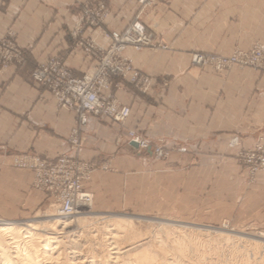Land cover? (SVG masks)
Returning a JSON list of instances; mask_svg holds the SVG:
<instances>
[{"label":"crops","instance_id":"1","mask_svg":"<svg viewBox=\"0 0 264 264\" xmlns=\"http://www.w3.org/2000/svg\"><path fill=\"white\" fill-rule=\"evenodd\" d=\"M86 1L0 0V39L12 35L25 52L23 64L0 70V157L30 153L55 162L71 156L68 138L74 115L59 109L31 73L52 57H60L74 77L89 70L93 58L71 38L81 19L76 3ZM100 1L109 9L103 28L83 29L81 40L104 47L101 30L121 32L138 14L146 25L150 20L158 23L161 40L171 50L124 52L138 71L152 78L151 86L142 94L127 81L114 79L110 93L130 108L123 128L106 117H87L81 160L93 170L84 191L91 194L96 214L161 210L166 199L159 201L161 188L155 178L163 168L186 169L193 159L226 151L235 132L244 149L264 135V72L235 69L217 74L209 68L191 69L190 64L195 50L247 51L253 42L264 41V0H155L141 14L138 0ZM130 130L152 145L186 147L187 152H173L165 163H157L149 151L142 153L130 141ZM105 163L108 168L101 169ZM242 180V188L228 194L230 213L224 221L264 227V172L251 185ZM5 182L4 194H10L5 200L18 191L13 198L21 213L49 202L47 194L32 189L29 173L15 171Z\"/></svg>","mask_w":264,"mask_h":264},{"label":"rangeland","instance_id":"2","mask_svg":"<svg viewBox=\"0 0 264 264\" xmlns=\"http://www.w3.org/2000/svg\"><path fill=\"white\" fill-rule=\"evenodd\" d=\"M154 1L155 0H138L139 5L141 6L139 14H141L142 10L145 7L151 6ZM91 5L95 6L93 8L97 9L102 7L101 10L103 12L101 16L103 21L99 27H92L82 22L84 18L83 10L85 6ZM76 10L78 11V13H80L81 19L74 30L76 28L77 30L78 28H80V32L86 28H103V22L109 15V9L107 5L100 0H89L84 3H76ZM135 23L143 26L145 29V33L151 36L152 46L142 47L140 49H136V47L134 46H127L122 48L121 51L117 52L116 55L119 56L118 58L120 60L122 59L126 61L127 65H129V68H131L134 72L138 73L141 77L148 79L150 81V84L148 88L145 89V87L142 86V83L140 85L138 83L131 82L129 76L122 77L119 75H111V77L108 79L110 86L108 87V89H104L102 91V94L105 97L109 96L110 100L117 102L123 106L127 105H124L123 103L115 99L110 93V87L114 79L127 81L131 86H133L142 94H146L149 91L152 82V78L150 76L141 73L135 68L133 61L130 58L124 56V52L127 49H132L136 52H141L143 50H149L153 52H167L171 50L170 45L164 44L162 42L158 23L155 20H150L149 25H146L139 19V15L137 14V16H135L127 24L124 30ZM124 30L121 32L101 30L107 41L104 47L96 45L91 39H85L83 41L85 44H89L97 49H102L103 53H105L109 51L114 45V42L111 38V33H122L124 32ZM72 32L71 38L73 40L80 41L81 37L78 36L79 34L77 36H72ZM9 36L14 41L13 36L10 34L8 35V37ZM262 45L264 46V41H255L247 51L235 48L224 53H210L202 50L192 51L190 61L191 69L209 68L217 74H223L235 69L239 71L251 69L254 71L264 72V68L256 67L252 64L245 65L243 67H239V65L233 64L226 66L225 68H223V70L220 69L216 64L218 62H226L228 59L232 58L236 52L251 54L255 47ZM91 57L93 58L92 65L84 75L95 73L96 70L98 71L100 68V65H98L96 58L93 55H91ZM198 57H202V60L198 61ZM195 58H197V61H195ZM251 61H254L253 57H250V62ZM84 75L80 78H83ZM99 117L106 116L101 115ZM126 120L123 124H116L123 128ZM84 129L81 132L82 138H84V140L82 148L78 153V160L80 163L89 166L90 169L89 178L83 181L82 185L84 184V182L90 179V174L93 170L92 165L87 164L81 160L82 149L86 141L84 136ZM129 132H131V130L127 131V135ZM133 132L143 140L147 141L144 137L141 136V134L137 133L136 131ZM149 145L150 150H143L138 146L137 148L142 153L149 151L150 158L157 163H165L169 159L170 154L173 152H187L186 147L173 146L167 149L158 145H152L150 143ZM157 149L162 152V156L159 157L156 154L155 151H157ZM70 153L71 156L69 157H73L74 154L71 149ZM16 156L21 155H13L8 159L7 157H0V221L6 223L22 224L29 221L44 222L51 218L66 217L59 214L58 207L53 205V197L51 195L34 187L32 173L25 169H22L21 167H18L15 164V161H17ZM263 159L264 135L254 143V146L252 148L244 149L241 148L240 137L235 132L230 135L227 140L226 151H220L218 154H205L202 159H193L192 164L188 163V167L186 169H178L180 166H166V168H163V170L156 175V186L161 188V193L158 195V199L160 202L166 199V207L162 208L161 210H158L156 208L155 211L146 210L144 212L129 211L115 214H96L92 211L91 201L90 208L85 211L88 213L87 215H85L84 212H79L84 214H80L79 216L77 215L79 213H76L77 216L75 214L67 216H72L73 219H76V217L78 218L88 216L85 218L86 220L84 219L83 222L80 221L79 223V221H73L71 227L68 229L70 231V234L78 237L80 240V244L82 245V248L80 250L82 259L81 257L80 259H85V264H89L88 262H91V259L93 260V262H95V264H110L109 262H116L117 264H136L137 262H139V257L148 255V257L152 258L154 256L152 260L153 264H176L172 262V259H176V251L178 250V247H183L182 249H184V252H187L184 255L189 259V263L264 264V240L256 238L259 234L264 235V227L235 225L234 223H228L227 221H224L230 213V208L228 207L230 199L228 197V194L242 188V177H245L244 181L247 185L253 184L256 181L257 174L264 172V167L261 166ZM107 165L108 164L105 163L100 166V168L107 169ZM195 165H197L198 167V169L196 170L194 169ZM5 171L9 173L6 174ZM15 171L31 174L32 189L47 194L49 196V202L45 203V205H42V207H39L34 211H30L28 214H25L24 212H20L21 206L19 201L13 198L19 196L18 191L15 192V190H13L12 193L15 192V196H13L9 200H5V198L10 195L7 194L5 196L4 194L7 191L6 188L8 187V183L5 182V178L8 176V174H13ZM143 184L146 188L149 187L148 183L144 182ZM232 201L233 199L231 200V202ZM56 215L58 217H56ZM118 216L132 218L133 224L132 229L127 230L128 234L130 233L129 235H127L129 238L127 236L124 237L121 242H118L117 248H124L128 244L135 242L134 250L136 251L138 249L137 251L140 254L139 257H137L138 252L136 251L137 254H135L136 252L133 251L132 254L134 255H131L130 253V255H128L129 257L122 256L120 258L121 260L119 258L116 260L112 259L115 257V255L112 254L114 252V250H112V246L114 245L111 246L108 244L111 241L107 239L109 236L105 232V229L108 227L107 224L109 225L112 218ZM141 246L142 248H144L145 246L146 247L143 250ZM172 248L174 251L172 250ZM165 250L168 252H166V255L164 253ZM142 252H144L146 255ZM163 255L165 257H162ZM190 259L192 261H190ZM134 260H137V262ZM165 261L168 262L165 263Z\"/></svg>","mask_w":264,"mask_h":264},{"label":"built area","instance_id":"3","mask_svg":"<svg viewBox=\"0 0 264 264\" xmlns=\"http://www.w3.org/2000/svg\"><path fill=\"white\" fill-rule=\"evenodd\" d=\"M93 7L95 6H85L82 22L92 27H99L103 21L102 7L99 9ZM79 32L80 28L78 30L76 28L72 32V36H77ZM111 38L114 45L105 53L100 48L85 44L83 40L76 42L77 47L96 58L100 68L95 73L86 74L83 78H76L60 58L53 57L46 62L38 63L31 74L32 80L51 94L59 109H65L74 114V125L68 138L69 147L74 155L73 157L63 156L55 162H48L27 153L16 156L15 164L32 173L34 187L51 195L53 205L60 208L59 212L63 216L74 211L79 212V208H89L92 201L91 195L83 190L82 185V182L89 178L90 168L78 160V153L84 140L81 132L86 126L87 116L99 117L102 115L113 123L123 124L130 114V109L127 106L110 100L109 96H103L102 91L110 86L108 79L111 75L129 76L131 82L140 85L142 83L145 89L150 84L148 79L134 72L126 61L120 60L116 55L127 46H134L136 49L152 46L151 36L145 33L144 27L135 23L122 33H111ZM250 57H253L254 61L250 62ZM198 58V61L202 60V57ZM24 60L25 52L14 43L10 36L0 39V69L4 70L13 64L20 65ZM216 64L222 70L233 64H237L239 67L252 64L264 68V46L255 47L251 54L236 52L226 62ZM128 137L139 148L150 150L149 143L133 131L128 133ZM155 152L159 157L162 156L159 149ZM261 166L264 167V159ZM76 201L80 204H78V209L73 210V203L76 204Z\"/></svg>","mask_w":264,"mask_h":264},{"label":"bare ground","instance_id":"4","mask_svg":"<svg viewBox=\"0 0 264 264\" xmlns=\"http://www.w3.org/2000/svg\"><path fill=\"white\" fill-rule=\"evenodd\" d=\"M76 202H77L76 204L73 203V207H74L73 210L75 208L78 209V204H80L78 201ZM87 209L79 208V212H84L85 215H87L88 213L85 212ZM59 211H60V208H58V212ZM79 212L74 211L69 215H65L66 217L51 218L44 222L29 221V222H25L22 224H15V223H6L3 221H0V264H83V263L85 264V261H84L85 259L81 260L82 254L80 253L81 252L80 250L82 248V245L80 244V240L78 237H75L72 234H70V231L68 230L71 227V224L73 221L76 220V221H79L80 223V221L83 222L84 219L88 217V216H83V217H78V218L76 217V219L75 218L73 219L72 216L67 217L73 214L76 215V213H79ZM84 213H79L77 215L80 216V214H84ZM60 215L63 216L62 214ZM56 217L58 216L56 215ZM132 220L133 219L130 217L118 216V217L112 218L109 225L107 224L108 227L105 229V232L109 236L107 239L111 241L108 244L111 246L114 245L112 246V250H114L112 254L115 255V257L112 259L114 260L118 258L120 259L122 256L123 257L128 256L130 255V253L131 255H134L132 254V252L135 251L134 250L135 242L128 244L124 248H119V247L117 248L118 242H121L122 239H124V237L130 234V233L128 234L127 230L132 229V224H133ZM256 238L264 240V235L259 234ZM144 248L142 249L144 250ZM174 248H177V247H174ZM182 248L183 247L181 248L178 247V250L176 251L177 253L175 252L177 257L176 259L173 258L172 262L176 264H191L192 262L189 263L188 261L189 259L186 258V256L184 255L187 252H184V249ZM137 252L135 254H137ZM166 252L167 251L165 250L164 252L165 255L168 253ZM137 255H138L137 257H139L140 255L139 252ZM162 257H165V256L163 255ZM153 258L148 257L147 255V256L139 257L138 258L139 262H137V260H134V261L137 262L136 264H153L152 263ZM190 261L192 260L190 259ZM167 262L165 261V263ZM88 263L95 264V262H93L92 259H91V262H88ZM109 263L117 264L116 262H112V263L109 262Z\"/></svg>","mask_w":264,"mask_h":264},{"label":"water","instance_id":"5","mask_svg":"<svg viewBox=\"0 0 264 264\" xmlns=\"http://www.w3.org/2000/svg\"><path fill=\"white\" fill-rule=\"evenodd\" d=\"M137 147V145H135Z\"/></svg>","mask_w":264,"mask_h":264}]
</instances>
